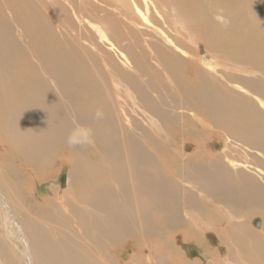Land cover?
<instances>
[{
  "label": "bare ground",
  "instance_id": "obj_1",
  "mask_svg": "<svg viewBox=\"0 0 264 264\" xmlns=\"http://www.w3.org/2000/svg\"><path fill=\"white\" fill-rule=\"evenodd\" d=\"M49 1H52L51 4L54 3L55 8L58 9V0ZM80 1L83 0H60V3L64 4L67 9L70 11L72 10V15L77 19V22L78 19H80L79 12L72 8L77 6ZM84 1L88 3V6L86 7L87 13H85L87 16L83 18V21L84 23L85 21L88 22V31L90 32L92 38L96 35H94L89 23L95 24L96 29L100 30L102 37L100 40L105 48V51L107 54L112 56V59L116 64L118 63L120 66L124 64L126 66L125 72H115L112 69L113 65L110 63V59H108L110 60L109 62L106 60V64L102 63V66L104 67L100 68L96 65V63H94V61H90L89 59L93 67H98L96 72L101 75L98 80L94 76L91 77L89 71H87V68L89 69L90 66L85 62V59H82L80 54L81 52H84L83 50H86L88 54H90L89 48L86 47L85 49L82 47L81 50V47L75 46L76 49H72V46L66 44L70 41L69 39L68 42L65 41L66 43H64L60 38L61 36L59 37L56 34V29L58 28L57 25L59 22L57 23L52 13L48 12L49 9L48 11H44L45 14L49 16L48 18H45L43 17V14L42 16L40 15L35 4L31 0H0V18L5 11L9 12L10 10L12 14L14 13V15L17 16V19H14V22L16 23L18 29L17 32L19 34L18 39L6 38L4 35L6 32H3L4 34L1 33L2 29H4V24H2L4 22L0 20V139L3 138L8 142H12L11 145H15L14 142H16L17 144L15 146L18 152L22 154V160L24 156L28 158V163L34 162L37 164H21L22 170L25 169L32 174L39 173L38 175H43L46 174L45 169L48 163L55 159L60 167H67V170H69L68 173L70 172V176L69 181L66 184L67 189L63 191V193L61 192V198L59 200L57 199L58 197L56 198V190H54V197L49 200L46 199L45 201H43L44 199L41 198V201L42 204L46 202L52 203L55 208L53 209L54 212L51 213L49 211L45 216H54V220L57 224L60 222H68L71 224L72 228L69 226L71 229H61L56 225H49L45 227L43 226V223H41V218L38 219L39 217H32V223L28 221L29 224L27 225L25 222L26 219L23 221L19 217L18 200L16 198V194L14 193V198H11L8 193V189L11 188V184L8 185V183L7 187L9 188H7V190L4 192V194L7 195L6 199H3V197L0 195V212L4 213V219H6L7 222V224H5L8 225L7 227L12 230L10 234L18 237V240L21 239L22 243H24L27 253L26 256L29 257V260L32 264H55V261L59 260H62L63 264H74V262L76 264H96L92 261V257L95 255V252L90 248L91 243L88 242V234H90V231H92V233L103 232L105 235L109 236V239L113 237L119 238V236L123 235L124 231L129 230L131 225H134L136 222L135 225L140 226V232L143 236H145L142 237L144 242L139 244L136 240L132 239L126 244L124 243V245L120 244L118 246L111 247L108 251L109 253L115 252L118 254L119 257L116 259L117 263L115 264H138L142 250L146 249V252L151 253L153 252L154 248L155 251H162L164 249L163 244H155L153 241L150 242L149 239H151V237H148L155 220L154 210H158V208L154 207L156 203L154 201L153 187H151L154 180L152 174L153 167L151 165L154 148L152 145L153 142L150 140L151 137H153L154 141L155 137L152 136L153 132L150 133L149 131L151 127L155 130L154 118L160 113L159 107L156 104V99L153 96V86L156 84L155 82L160 83L159 80H162V83L169 86H174L176 84L181 87L183 82L186 81V88L189 90L190 95L194 99H198V103H200L199 105L204 108L203 110H205V113L210 117L207 126H212L220 132L225 133V138L229 142L227 147L231 148L230 146L239 145V143H246L247 140H251L256 142V145L260 147L258 155L260 158L264 159V0H258V4H262V6L260 5L261 7H259L260 11L259 9L257 10V17L253 15L252 9V2L257 0H230L231 4L238 8V13L235 15H237L238 18H241L240 21L234 18L233 20H235L236 23H234L233 26L229 24L231 26H229L230 29L232 28L231 31H226V28H223L225 27L223 24H221V26L218 24L220 22L217 23L214 21V15L212 16V13L216 10L211 11L212 13L208 11L211 14L207 13V11H203L205 7L203 4L205 3L202 4L201 0H112L115 11L112 9L107 10V8L104 7V4H107V0ZM218 2L219 0L216 3ZM46 3L44 5H46ZM211 4L213 5L215 3ZM48 6H50L49 3ZM236 8H234V10H236ZM64 9L62 6L61 11ZM64 12L68 15L70 13L66 11ZM99 13L102 16L101 21L97 20V15ZM85 14L83 13V15ZM4 15L7 17L6 14ZM157 15L159 16L158 23H160L161 19L163 21L162 25H165L170 29L169 32L166 30L167 33L160 32L165 36L166 41L168 42L167 48H164L161 44H158V47H156L150 40H147V42L135 41L136 43L124 47V56L119 57L118 55L114 54V51H112L110 46H107L106 41H111V37L114 35H118L119 33L123 32L132 34V31L140 33L146 28H149L152 26V18L156 17ZM55 16L57 18V11ZM60 17L62 20L63 17ZM81 17L83 16L81 15ZM200 17L204 18L202 24L207 25L208 28V32L206 30L207 33L205 34V49L209 50L213 54L224 53L229 55L230 51V54L234 58L246 64V67L243 68L245 69L243 71L246 72L244 75H242L244 80L243 85L240 86L238 83H236L239 85L238 87L229 85L226 81L228 76L223 70L216 71L217 69H214L215 71L212 72L210 67L215 65L212 60L205 59V61L201 58V61L206 63L205 65L210 66L206 68L201 67V62L198 63L200 60L197 56L198 52H195L196 56L194 55V60H188V58H190L188 57L189 52L187 54L184 51L181 42L184 36L183 32L185 31L182 28V25H184L187 30L193 31L198 37V28L194 27L198 26V24H201L202 20L199 23ZM124 21L132 25V27L126 29L127 26ZM66 24H68V22ZM162 27L160 24V28ZM244 27H250L249 34H246L244 31L245 34L242 32L243 35H240V32L241 30L243 31ZM11 28L13 29V27ZM156 28L157 27H155V29ZM238 33L239 35H237ZM13 34L10 35L13 36ZM187 37H189V40L190 38L193 39L192 36L190 37L187 35ZM24 39L27 41L25 42ZM138 45H141V47ZM133 50H137L136 54L133 53ZM86 51L85 54L87 53ZM132 53L134 58L131 65H129L128 61L131 59ZM88 56L89 55H87V57ZM92 56L91 58L94 57ZM92 60H94V58ZM100 60L102 61V59L99 58L98 61ZM228 61L231 62L230 60H227V62ZM188 62L191 64H187ZM185 63L188 66L190 65L189 69H186V71H188V81L184 77V69L186 68ZM75 71H77V73H75ZM105 73L112 74L115 77L114 82L116 85L114 84L110 87L107 83H105V80L103 81L101 77H103L102 75ZM93 77L96 79H93ZM244 89L245 91H243ZM113 90H115L116 93L113 92ZM117 92H119V97H129L131 100L130 101L128 99L131 103L129 109H123V106L120 107L117 105V101L119 99H116V95L118 94ZM112 94L114 96H112ZM156 94L158 101V93ZM172 97H174V95ZM125 101H127V99ZM128 105L129 104H127V106ZM136 106L141 111L139 115L142 116V121L140 120L142 129L140 128V130L143 135H140L145 137L143 144L140 142L142 144L141 148H138L139 146L137 147V145H139L138 140H141L138 138L136 141V135L134 133V129L136 128V123L138 121H136V123L133 120V122L129 121L128 125L126 122H124L126 121L125 118L127 117L124 114L131 112ZM161 108L163 107L161 106ZM97 112L100 113L99 118L96 116ZM130 114L133 115L132 113ZM179 121L181 120L179 119ZM131 122L135 127L134 129H132ZM162 122H164V120ZM76 125L86 126L92 129L93 135L90 145L100 146V148L102 147L107 151V153L110 152L111 160L119 156V151L121 150L118 147L122 146L121 142H119V140L121 141V139H119V134L122 133L124 138H121L129 147V151H127L129 152L128 155L130 158L129 174L130 177L134 176L135 179L132 177V181H130L129 184L126 183L129 179H121L119 171L123 169V165L122 162L120 165V161L118 160L113 162L107 161L108 164L103 165V163V166L101 164L97 166L88 161V159L81 158L78 152L63 151L60 155H58L53 149V146L55 145L53 142L60 137L66 140L68 134ZM139 127L141 126L139 125L137 128ZM128 131L129 134H127ZM196 131L191 134V138L188 139L189 141L187 143H182V147L177 146V148L181 151V155L186 157L189 167H193V171H196L195 168L201 169L204 167L212 169L217 167L222 174L219 178L222 179L218 178L215 181L212 178V182V180L210 181L207 179V177L202 176V178L207 179V183L210 184L208 186H213L214 189L216 187V189L220 190L223 196L226 197H224L225 199L240 200L246 204H259V207L263 210L261 215L264 218V172L261 171L260 168L258 169L257 167H253L254 164H249L247 162L242 163L239 161L242 159L239 157V154L237 156L238 158L236 157L238 161H232L226 156V153H218L216 150L214 151L213 148L216 144H218V140H215V143H212L213 139L210 137L208 140H206V142H204V144H199L200 135L197 136ZM155 134H157V132ZM171 134L172 133H170V135ZM192 135L194 137H192ZM134 142H136L137 145H134ZM117 143L120 145L118 144V146ZM160 144L163 143L161 142ZM189 146H193L195 151L186 149ZM208 147H211L212 150L209 151ZM120 148L123 150V147ZM200 149L201 154L199 153ZM166 150L167 155V152L169 151L168 149ZM231 150H234L233 147ZM239 150L241 151V149ZM162 151L163 150L160 152ZM98 152L100 151L98 150ZM155 154H157V152H155ZM93 157L102 161V156L99 154H93ZM199 157H201V159H199ZM105 158L109 157L106 156ZM226 159L228 161L234 162L235 165L230 166V163L228 164ZM111 160L109 159V161ZM156 161L157 160H155L154 163ZM251 161L253 162V160ZM160 164L161 163H159V165ZM154 166L157 168V165ZM36 167L38 168V171L35 170ZM166 167L167 173L164 176L165 178H162L164 182L166 181V183L163 184L170 188L171 191H176L178 188L182 187V184L185 182L183 181L181 184V181H179L182 177L178 181L175 180V171L177 170H175V164H172V166L167 164ZM3 169V167H0V171H3ZM190 169L192 170V168ZM58 170L59 168L57 171ZM160 171L161 169L159 172ZM201 171L206 172L205 170H200V173ZM137 173L140 176H137L138 178H136ZM196 174L194 176H196ZM204 176L206 175L204 174ZM166 178L168 180H165ZM4 182L6 181H3V183ZM189 182L191 183V181ZM195 183L197 184V182ZM206 186L207 185H205V188L207 189L208 187ZM4 188L5 187L3 186L0 179V190L2 189L3 191ZM13 189L16 190L15 188ZM55 189H57V187ZM208 189V191L212 192L210 188ZM196 191H194L195 194H199L198 191L197 193ZM177 193H180V191ZM171 194L174 195L173 192ZM211 194L213 193H210L209 195ZM164 195H166V193ZM180 196L179 198L181 199L182 197ZM185 196L188 198L187 194ZM190 196H192V194H190ZM219 197H221V195ZM187 198H184V200ZM192 198L191 200L194 202L195 199L193 200ZM180 199L178 200V203H180ZM236 202L232 204H236ZM187 203L188 202L185 204ZM199 203L200 202H198V204ZM193 204L194 203H192V205ZM242 204H240V206H242ZM190 205L191 203L189 206ZM205 208L208 207L205 206ZM233 208L235 209V207ZM161 209L162 207L159 208V210ZM211 211L212 210L210 209V212ZM205 213H208V211H205ZM248 213L250 212L246 210L243 214H241L243 216L237 218L238 221L234 222V226L227 224V226L221 228L224 232H227L225 238L228 237L227 241L229 242L228 244H230V247L228 245L229 253L226 255V258L231 262L230 264H264V221L259 223L258 228L256 225H247L245 218L246 214ZM191 214L194 215V213ZM233 214L235 215L234 212ZM159 215H162L161 212ZM186 215L190 216V214ZM222 215L224 214L218 215L219 218L213 217L215 218L214 222H221L223 220ZM182 218H184V216ZM47 220L51 221L50 219ZM31 226L34 227V232H31ZM114 238L112 239V242ZM7 245L9 244H7L6 239L1 249L7 250ZM169 249L172 252L170 257L168 256V253L167 255L165 253L164 256L162 253H158L156 255L157 264H167L168 261L170 264H190V262L187 263L185 259L181 257L182 255L180 254L178 248L173 246L171 243L169 244ZM135 251H138V255L134 258L133 253ZM1 252L2 251H0V253ZM3 252L0 256V259L2 260V255L4 256ZM101 254L108 256L106 249L105 253L103 251ZM129 254L130 256L127 260H121L123 255L125 256ZM10 259H12L11 256Z\"/></svg>",
  "mask_w": 264,
  "mask_h": 264
},
{
  "label": "rangeland",
  "instance_id": "obj_2",
  "mask_svg": "<svg viewBox=\"0 0 264 264\" xmlns=\"http://www.w3.org/2000/svg\"><path fill=\"white\" fill-rule=\"evenodd\" d=\"M31 1L35 4V6H36V8H37V10H38V12L40 13L41 16L43 14V17L48 18L49 16L46 15L44 11L45 10L48 11V9H49L48 12L49 13H52V15L55 17V20L57 21V23L58 22L60 23V24L58 23V25H57L58 28L56 29V34L59 37L61 36L60 38L63 40L64 43H66L65 41L68 42L70 40L66 44L72 46L71 47L72 49H76L75 46L76 47H81V50H82V47L85 48V49H86V47L89 48L90 54H88V52L86 50H83L84 52H81L80 54L82 56V59H85L86 60L85 62L88 63L90 67H92V68H90L87 65L89 67V69L87 68V71H89L91 77L94 76V77L97 78V80H98V78H100L101 75H99V73H97L96 70H98V67L99 68L100 67H104V66H102V63H105L106 64V60H107V62H109L110 60L112 61V62L110 61V63H112V65H113L112 66V69L115 72L123 73V72L126 71L125 70V67L126 66L124 64H122L121 66L118 63L116 64L114 62V60L112 59V56H110L109 54H107V52L105 51V48L102 45L101 40H100L102 38L101 37L100 30L99 29H96V25L95 24L89 23V25L92 28V31H93L94 35H96V36H94L92 38L90 32L88 31V22L85 21V23H84V21H83V18L87 16V14H85V13H87L86 7L88 6V3H86L84 0L83 1H80L77 4V6H75V7L72 8V9L76 10L77 12H79L80 19H78V22H77V19L73 17L72 10L70 11L69 9H67V7L64 4H61L60 3V0H58V9H56L55 8V4L54 3L51 4L52 1L50 2L49 0H44V1L43 0H31ZM205 1H207V2H205ZM212 1L211 0H201L202 4L205 3V4H203L205 6L204 9H203V11L204 12L207 11V13L211 14L212 13L211 11L216 10V11H213V13H212V16L214 15L213 16L214 17V21L217 22V23L220 22V23H218L220 25L223 24V26H225L223 28L224 29L226 28V31H231L232 28L230 29V27L233 26L234 23H236V21L233 20V19L236 18L238 21L241 20V18H238V16L235 15V14L238 13V11H237L238 8H236L235 5H232L231 2H230V0H219L218 3H216L218 0H212ZM42 2H44V3H42ZM112 2H113L112 0H107L106 3L107 4L109 3V4L108 5L107 4H104V7L107 8V10L112 9V10L115 11V9H114L115 7H114V4ZM45 3H46V5H44ZM48 3H49L50 6H48ZM211 3H215V4L212 5ZM227 5H229V6H227ZM252 5H253V8H252L253 9V15H255L257 17L258 16L257 15V10L259 9V11H260V8L259 7H261L262 4H258V0H257L255 2L253 1L252 2ZM62 6H63V9L65 8L63 11H61V7ZM208 6H210V7H208ZM42 7H43L44 10L42 9ZM50 8L53 11H51ZM234 8H236V10H234ZM54 11H55V13H54ZM56 11H57V18L55 16ZM58 11H59V13L61 15L58 13ZM64 11H66L68 13L70 12L69 15L66 14ZM80 11H81V13H80ZM199 11H200V9H199ZM208 11H210L211 13L208 12ZM83 13L85 15H83ZM4 14H6L7 17ZM3 15L0 18V20L2 22H4V23H2V24H4V27H3L4 29H2L1 33L4 34L6 32L4 34L6 38L18 39V35H19L18 32H17L18 29H17L16 23L14 22V19H17V16L14 15V13L12 14L10 10H9V12H6V11L3 12ZM81 15L83 17H81ZM60 16L63 17L62 18L63 21L61 20V17ZM158 17H159L158 15L156 17H153L152 18L153 19L152 20V26H150L149 28H146L144 31H141L140 33H136L134 31H132L131 32L132 34H128L126 32L125 33L123 32L124 34L123 33H119L118 35L112 36L111 37L112 38L111 41H106L107 46H110L111 49H112V51H114V54L115 55H118L119 57H123L124 56V53H123V48L124 47H127V45L134 44V43H136L138 41H141V42L146 41L147 42V40L148 41L150 40L152 42V44L154 46H156V47H158V44H161L164 48H167L168 42L166 41L165 36L162 33H160V32L167 33V31L169 32L170 29L167 28L165 25H164L165 27L162 25L163 24V21L161 19H160V23H158L159 22ZM101 18H102V16L99 13L97 15V20L98 21H101ZM154 18H156V19H154ZM203 19L204 18H201L200 17L199 23H200L201 20H202V22H201V24H198V26L194 27V25H193L194 28H198V37L195 35V33L193 31L187 30L186 27L184 25H182V28L185 31L183 32L184 33V36H183V40L181 42H182L184 51L187 54L189 52L188 57H190L191 60H190V58H188V60L189 61L194 60L195 59V56H196V53L195 52H198V55L197 56L200 59L198 61V63L201 62L200 63V66L201 67H204V68L210 67L208 65H205L206 63L202 62L201 61V58H202V60H205V59L212 60L214 62V64H215V65H212L210 67L212 72H214L216 69H217L216 71L223 70V71H225V73L228 76V78H226V81H227V83L229 85H231L233 87H238L239 85L240 86L243 85L244 84V80H243L242 75H244L246 73V72L243 71V70H245L243 68L246 67V64H244V63L240 62L239 60H237L236 58H234L230 54V51H229V55H226L224 53L223 54H219V53L218 54H213L209 50L205 49V45H206V39H205V36L206 35L205 34L208 32V28H207V25L202 24L203 23ZM64 21L66 23L68 22V24H66ZM6 22H8V23H6ZM74 22H75V24H74ZM125 24L127 26L126 29L132 27V25H130L127 22H125ZM160 24H161V27L163 26L162 28H160ZM263 24H264V21H263ZM78 25H80V26H78ZM137 25H138V23H137ZM11 27H13V29ZM155 27H157V28L155 29ZM138 28H141V27H138ZM67 29H68L69 32L67 31ZM136 29H137V26H136ZM11 30H12V32H11ZM206 30H207V32H206ZM244 31L246 32V34H249L250 27H248V28L247 27H244L243 31L241 30L240 35H243L242 32L244 33ZM13 32H14V34H13ZM64 32H66L67 34L64 33ZM87 33H88V35H87ZM10 34H13L14 37L12 35H10ZM186 34L189 35L190 37L192 36L193 39L190 38V40H189V37H187ZM141 35H142V37H141ZM237 35H239V33ZM63 36H64V38H63ZM71 39H72V41H71ZM24 40H25V42L27 41L26 39H24ZM78 44L79 45L82 44V45L79 46ZM83 44H84V46H83ZM138 46L141 47V45H138ZM85 51L87 52L86 54H85ZM91 51H92V53H91ZM97 51H99V52H97ZM136 52H137V50H133V53L134 54H136ZM101 53H102V55H101ZM133 53H132L131 59L129 58L130 59L128 61L129 62L128 63L129 65H131V63L133 62V58H134L133 57ZM80 54H78V55H80ZM87 55H89V56L87 57ZM91 56L94 58V60H92L93 58H91ZM215 56H217V57H215ZM96 57L98 58V60H99V58L102 59V61L101 60L98 61ZM104 58H106V59H104ZM89 59H90V61H94V63H96V65L98 67H93L92 66V63L89 61ZM108 59H110V60H108ZM214 60H216V61H214ZM227 60H230L233 63H231L229 61L227 62ZM187 64H191V63L188 62ZM187 64L185 63V67L186 68L184 69V71H185L184 72V77L188 81V78H187L188 77V75H187L188 74V71H186V69H189L190 65L188 66ZM218 67H220V68H218ZM90 69L91 70L93 69L92 70L93 73L91 72ZM75 73H77V71H75ZM92 74H94V75H92ZM106 74H107V77H106ZM102 76L103 77H101V78L103 79V81L105 80V83H107L110 87L115 84V82H114L115 81V77L112 74L105 73ZM94 77H93V79H96ZM106 80H107V82H106ZM159 82L160 83L155 82L156 84H154V86H153V96L156 99V104L159 107L160 113L158 114L157 117L154 118V122H155L154 128H155V130L152 129V127L149 130L150 133L153 132L152 133V136L155 137V140L154 141H153V137H151V140H150L151 142H153L152 145H153V148H154L153 149V157H152V164L151 165L153 167L152 174H153V177H154V180H155V181L153 180V185L151 187H153V191H154V193H153L154 194V201L156 203L154 205V207L155 208H158V210H156V209L154 210V214H155L154 215L155 216L154 219L155 220H154L153 226L151 228V231L149 233L150 235L148 237L149 238L151 237V239H149L150 242L153 241L155 244L156 243L163 244L164 245L163 246L164 249L162 251H155V248H154L153 252H151V253L150 252H146V249L145 250H142L141 257H139L140 260H139L138 264H142V263L143 264H154L155 262H156L155 264H157L156 255L158 253H162L163 256L165 255V253H166V255L168 253V256L170 257V254L172 253L171 250L169 249V244L170 243L173 246H175V247L178 248L180 254L182 255L181 257H183L187 263L190 262V264H199V263L200 264L201 263L202 264H206V263L207 264H223V263L224 264H230L231 262L226 258L227 257L226 255L229 253V249L228 248L230 247V244H228L229 242L227 241V238L228 237L225 238V236L227 235V232H224L221 228L227 226V224H229L231 226H234V224H235L234 222L235 221H238L237 218L243 216L241 214H243L246 210H248L250 212V213L246 214V218H245V221H247L246 224L247 225H251V226L256 225L257 228H258L259 223L261 221L262 222L264 221L263 220L264 218L261 215L262 214L261 212L263 210L259 207V204H255V203L254 204H250V203L249 204H246L245 202H241L240 200H234V199L229 200V199H225L226 197L223 196V194L221 193L220 190L216 189V187H215V189H216L215 190L213 186H208L210 184L207 183V179L211 181L212 178H213V180L216 181V179H218L222 175L221 174V171L217 167H214L212 169H208V168H204V167H202L203 169L202 168L201 169L200 168L199 169L198 168H195L196 171H193L194 168L191 167V166L189 167V165L187 164L186 157H184L183 155H181V151L177 148V146H181L182 143L183 144L184 143H187L189 141L188 139L191 138V134L193 132H195L196 130H198L196 132H197V136L200 135V137H199V144H204V142H206V140H208L210 137L213 139L212 143H215V140H218V142H217L218 144H216L214 146V148H213L214 151L216 150V152H218V153H226V156L228 158H230V160H232V161L233 160H237V158H238L237 156L239 154V157L242 158L239 161H241L242 163L243 162H247L249 164H254L253 167H255V168L257 167L258 169L260 168V170L264 172V159L263 158H260V156L258 155V153L260 151V147L258 145H256V142H253L251 140H247L248 142L246 141V143H239V145L230 146L231 148L233 147V149H234V150H231V148H228L227 147V145L229 144V142L225 138V133L224 132H220L219 130H217L216 128H213L212 126L211 127H208L207 126L210 117L205 113V110H203L204 108L201 105H199L200 103H198V99H194L190 95L189 90L186 88V81L183 82V85L181 87L178 86V85H176V84L174 86H169L167 84L162 83V80H159ZM233 83H235V84H233ZM236 83H238L239 85L236 84ZM170 89H171V91H170ZM243 91H245V89ZM113 92L116 93L115 90H113ZM117 93L118 94L116 95V99L119 98L118 101H117V103H118L117 105H119L120 107L123 106V109H129V107L131 105V103H130L131 100L129 99V97L124 96L122 98V97H119V92H117ZM156 93H158V101H157V97H156L157 94ZM173 95H174V97H172ZM112 96H114V95L112 94ZM125 98L127 99V101H125L126 100ZM127 104H129V105L127 106ZM161 106L163 108L165 107L164 110L165 109L166 110L164 111L163 108H161ZM124 107H126V108H124ZM166 107H168V108H166ZM135 108L132 109L133 112L131 111V112H127V113L124 114L125 116H127L125 118L126 121H124V122H126L127 125L129 124V121H132V120L135 123H136V121H138L140 123V124L138 122L136 123V128L139 125L141 126V127L137 128V129L132 124L133 121L131 122V125H132V129L135 128L134 129V133L136 135V141L138 140V138H140V140H141V141L138 140L139 145H137L136 142H134L135 143L134 145H137V147L139 146L138 148H141V146H142V144L144 142L143 140H145V137L141 136V135H143V133H141V130H140V128L142 129V125H141V122H140V120L142 121V116L139 115L141 113L140 109L137 106ZM166 112H169V113H166ZM130 113H132L133 115H131ZM128 115H129V118H128ZM137 115H139V116H137ZM136 117H140V118H136ZM185 117H186V119H185ZM177 118H179L181 121H179V119H177ZM159 120L161 121V123H160ZM163 120H164V122H162ZM156 124H158V125H156ZM131 125H130V128H131ZM166 125H168L169 127L166 126ZM156 128H157V130H156ZM176 131H177V133H176ZM156 132H157V134L158 133L159 134L158 135L155 134ZM174 132H175V134H174ZM138 133H139V135H138ZM170 133H172V134L170 135ZM127 134H129V131L127 132ZM204 134H207V135H204ZM164 135H165V138H164ZM150 136H151V134H150ZM204 136H206V137H204ZM121 137L124 138V136H123L122 133L119 134V139H121V141L119 140V142H121V145L122 146H120V147H123V150L120 147H118L121 150V151H119L121 154L119 153V156L116 157L113 160H111L110 152L107 153V151L104 150L102 147L100 148V146H96V145L91 146L90 143H89V145L87 144V145L77 146V148H75V147H71L70 148L67 145L66 140L64 138H61V137L59 139H56L55 140L56 142L55 141L53 142V143H55V145L53 146V149L55 150V152L58 155H60L61 152H63V151L78 152L80 154V157L81 158L88 159V161H90L91 163H93V164H95L97 166L100 165V164L102 165L103 163H104L103 165L108 164L107 161L108 162H113V161L118 160V161H120V165H121V162H122V165H123V169H121V171H119V175L121 176V179H124V178H125V180L129 179L126 182V183L129 184V182L132 181V177H133V179H135V177L134 176H131L130 177V174H129V170H130V161L129 160H130V158H129V155H128L129 152H127V151H129V147L125 144V142L122 140ZM192 137H194V136L192 135ZM158 138H159V140H158ZM5 141L6 140H4L3 138L0 139V142H1L0 143V167H3L4 168L3 171H0V179H1V182H2L3 186L5 187L3 191H2V189L0 190V195L3 197V199H6L7 195H5L4 192H5V190H7V188H9V187H7V183H8V185L11 184V188L8 189V193H9V195H10L11 198H14V193L16 194V198L18 200V211H19L18 213H19V217L23 221L26 219L25 222H26L27 225L29 224V222L32 223V221H31V218L32 217L33 218H35V217L38 218L39 217L38 219L41 218V223H43V226H45V227L46 226H49V225H52V226H55L56 225V226H58L61 229H64V228L65 229H71L72 226H71L70 223H68V222H60L59 224H57L56 221L54 220V218H55L54 216H50V217L45 216L47 214V212H49V211L51 213L54 212L53 209H55V208H54V205L52 203L46 202V203L42 204V201H41V198H43L44 200L43 199L42 200L45 201L46 199L49 200L52 197H54V193H53L54 190H56V194H55L56 195V198L58 197L57 198L58 200L61 198V192L63 193V191H65L67 189L66 184L68 183L69 176H70V174H69L70 172L68 173L69 170H67V167H60V165L57 164V161L55 159V160H51L48 163V165L46 166V169H45L46 170V174L38 175L39 173L38 174H35V173L32 174L31 172H28L25 169L22 170L21 169V164H25V163H27L28 165H37V164L34 163V162L33 163H31V162L28 163L27 162V161H29L28 158L27 157H24V156H23V160H22V154L19 153L18 150L16 149V146H15L17 144L16 142H14L15 145H11L12 142H8V141L5 142ZM161 142L163 144H160ZM118 144L119 143H117V145ZM242 145H244V146H242ZM13 148H15V149H13ZM127 148H128V150H127ZM157 148H158V150H157ZM166 149H168V151H169V152H167V155H166V151H167ZM186 149H188L190 151H195V148L193 146H191V147L189 146ZM239 149H241V151ZM98 150L101 153L98 152ZM155 150H157V151H155ZM161 150H163V151L160 152ZM208 150L211 151L212 148L211 147L210 148L208 147ZM235 150H237V151H235ZM238 151H240V152H238ZM155 152H157V154H155ZM199 153L201 154V149H200V152ZM93 154L94 155H97V154L101 155L103 162L101 160H99V159L98 160L95 159L93 157ZM106 156L109 157V158H105ZM158 156H160V157H158ZM123 157H125V158H123ZM156 157H158L160 159H158ZM24 158H26L27 160L24 159ZM109 159L111 161H109ZM199 159H201V157H199ZM153 160L154 161L157 160V161L154 163ZM251 160H253V162ZM261 160H263V161H261ZM52 161H53V163H52ZM232 161H228L227 160L228 164L230 163L229 164L230 166L231 165H233V166L235 165V163L232 162ZM159 163H161L160 164L161 166L159 165ZM167 164H170L171 166H172V164H175V166H176L175 167V170L177 169L175 171V177H176L175 180L178 181L182 177L181 180H179V181H181V184L183 183V181L185 182V183L182 184V187L178 188L176 191L175 190L171 191L170 188L166 187L165 184H163V183H166V181L164 182L162 178H165L164 176L167 173V167H166ZM154 165H157V168ZM188 167H189V169L187 170ZM58 168H59V170L57 171ZM190 168H192V170ZM160 169H161V171L159 172ZM35 170L38 171V168L36 167ZM184 170H185V173H184ZM200 170H205L206 172L201 171V173H200ZM127 171H128V174H127ZM192 171H193V173H192ZM203 172H204V174L206 176H204ZM123 174H125V175H123ZM189 174H191V175L193 174V175L191 176ZM195 174H196V176L198 174H201V175H198L200 177L197 176V178H196V176H194ZM185 175H186V177H185ZM137 176H139L138 173L136 175V178H138ZM202 176L203 177H207V179L206 178H202ZM201 179H204V180H201ZM219 179H222V178H219ZM2 180L3 181H6V182L3 183ZM165 180H168V179L166 178ZM195 180H197V181H195ZM213 180H212V182H213ZM189 181H191V183ZM195 182H197L198 185ZM25 184H27V185H25ZM205 185H207L206 187L210 188V190H212V192L208 191L209 189L208 188L206 189L205 188ZM56 187H57V189H55ZM13 188H15L16 190H14ZM48 188H50V189H48ZM204 189H205V191H204ZM169 190L171 191V193L173 192L174 195H172ZM181 190L183 192L184 191L185 192L183 193ZM187 190L190 191L191 193L188 192ZM196 190L198 191L199 194H195L194 191H196ZM16 191H17V193H16ZM178 191H180V193H177ZM197 191H196V193H197ZM165 193H166V195H164ZM167 193H170L171 195L170 194H167ZM210 193H213V194L209 195ZM219 193H221V194H219ZM180 194H181V196H180ZM186 194L188 195V198H187V196H185ZM190 194H192V196H190ZM156 195L157 196L159 195V196L157 197ZM177 195H178V197H177ZM197 195H198V197H197ZM220 195H221V197H219ZM179 196L182 197V198L180 199ZM184 198H187V199L184 200ZM191 198L193 200L195 199V201L193 202L191 200ZM179 199H180V203H178L179 202L178 201ZM224 199L227 200V201H225ZM197 200H200V201H197ZM232 200H234V201H232ZM196 201H197V203H196ZM186 202H188L189 204L191 203V205L189 206L188 203L185 204ZM198 202H200V203L198 204ZM235 202H236V204H232V203H235ZM192 203H194V204L192 205ZM200 204L203 205L204 207L201 206ZM223 204H225V205H223ZM240 204H242V206H240ZM39 205H41V206H39ZM186 205H187V207H186ZM205 206L208 207V208H205ZM245 206H247V207H245ZM256 206H258V207H256ZM161 207H162V209L159 210V208H161ZM233 207H235V209ZM186 208H188V209H186ZM215 208H217V209H215ZM210 209L212 211H214L215 213L212 212V211L210 212ZM250 209H251V211H250ZM159 211L161 212L162 215H159L160 214ZM205 211L206 212L208 211V213H205ZM184 212L186 214H190V216H187ZM200 212H203V213H200ZM233 212L235 213V215L233 214ZM255 212H257V213H255ZM191 213H194V215L191 214ZM220 214H224V215H222V217H223V220L221 221L222 224H221V222H214V219L217 218L218 215H220ZM195 215H196V217H195ZM203 215H205L206 217L203 216ZM183 216H184V218H182ZM191 216L192 217L194 216V217L192 218ZM213 217H215V218H213ZM4 218H5L4 213L0 212V220H1L0 221V237H1L0 238V243H1L0 251H2V252L4 251L3 252L4 256L2 255L3 260L0 259V264H6V263L7 264H32L31 261L29 260V257L26 256L27 253H26V247H25L24 243H22L21 239L18 240V237H15L12 234H10V232L12 230L9 227H7L8 225H6L7 222H6V219H4ZM47 219H50L51 221H48ZM3 220H5V221H3ZM212 220H213V222H212ZM135 224H136V222L134 223V225L133 224L131 225V228L129 230L124 231L123 232V235L122 236H119V238H114L113 237L114 238L113 242H112V239L113 238H110L111 239L110 240L108 238L109 236L108 235H105V233H103V232H100V233L93 232L92 233V231H90V234H88V236H89V241L88 242L91 243L90 244V248L95 252V255H93V257H92V261L94 263H96V264H108V263L109 264H115V263H117L116 262L117 261L116 259L119 256L115 252L114 253H109V251H108L109 248L114 247V246H118L120 244L121 245H124V243L126 244L128 241H130L132 239L136 240L139 244L140 243H143L144 240L142 239V237H145V236H143L142 233L140 232V226L139 225H135ZM30 230H31V232H34V227L31 226V229ZM154 231H156V232H154ZM166 231H167V233H166ZM206 231H207V233H206ZM138 233H139V235H138ZM155 236H157V237H155ZM212 236H213V238H212ZM220 236H221V238H220ZM129 237H130V239H129ZM6 239H7V244H9V245L6 246V247H8V249L6 248L7 250H5V249L3 250L1 248L3 247L2 245L4 244V242H5ZM196 239H197V241H196ZM168 241H171V242H168ZM184 244H185V246H184ZM16 245H17V247H16ZM228 245H229V247H228ZM142 246H144V245H142ZM105 249L108 252V256H104V255L101 254L103 251L105 253ZM95 250L96 251L98 250L97 251L98 253ZM1 253H0V256H1ZM206 253L209 254V255H207ZM9 255L12 257V259H10V256ZM137 255H138V251H135L133 253V257L135 258V257H137ZM129 256H130V254L129 255H125V256L123 255L121 257V260H127L129 258ZM5 258H6L7 261L5 260ZM8 259H10V260H8ZM223 261H225V262H223ZM55 264H63V261L62 260L55 261ZM74 264H76V263L74 262ZM167 264H170V262L168 261ZM240 264H242V263H240Z\"/></svg>",
  "mask_w": 264,
  "mask_h": 264
},
{
  "label": "clouds",
  "instance_id": "obj_3",
  "mask_svg": "<svg viewBox=\"0 0 264 264\" xmlns=\"http://www.w3.org/2000/svg\"><path fill=\"white\" fill-rule=\"evenodd\" d=\"M96 116L99 118L100 113L97 112ZM92 135V129L86 126L76 125L68 134L66 143L69 147L87 145L91 143Z\"/></svg>",
  "mask_w": 264,
  "mask_h": 264
}]
</instances>
